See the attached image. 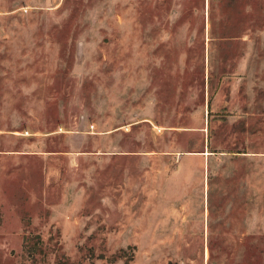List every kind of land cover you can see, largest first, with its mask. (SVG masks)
Masks as SVG:
<instances>
[{
    "label": "rangeland",
    "instance_id": "374dc122",
    "mask_svg": "<svg viewBox=\"0 0 264 264\" xmlns=\"http://www.w3.org/2000/svg\"><path fill=\"white\" fill-rule=\"evenodd\" d=\"M0 264H264V0H0Z\"/></svg>",
    "mask_w": 264,
    "mask_h": 264
}]
</instances>
